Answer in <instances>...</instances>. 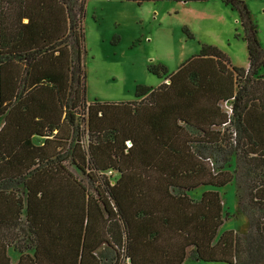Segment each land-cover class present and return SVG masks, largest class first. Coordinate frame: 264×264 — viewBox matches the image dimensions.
Listing matches in <instances>:
<instances>
[{"label":"trees","instance_id":"obj_1","mask_svg":"<svg viewBox=\"0 0 264 264\" xmlns=\"http://www.w3.org/2000/svg\"><path fill=\"white\" fill-rule=\"evenodd\" d=\"M221 2L238 13L247 68L204 46L134 101L87 103V0H0V264L264 261V48L245 1ZM239 161L253 173L244 239L220 233L213 189Z\"/></svg>","mask_w":264,"mask_h":264},{"label":"rangeland","instance_id":"obj_2","mask_svg":"<svg viewBox=\"0 0 264 264\" xmlns=\"http://www.w3.org/2000/svg\"><path fill=\"white\" fill-rule=\"evenodd\" d=\"M244 1L261 28L264 42L263 0ZM237 17L238 13L221 0H165L140 4L129 0H87L84 16L86 53L83 56L87 103L134 101L137 86L156 88L161 83H168L169 79L164 80L165 75L159 69L173 73L187 59L199 54L204 46L217 47L229 57L232 66L245 68L247 45ZM150 69L157 70L162 76ZM222 106L228 110L227 102H222ZM232 163L230 170L237 164L234 158ZM244 167L239 161L235 178L223 187L213 188L219 191L223 206L224 223L220 233L231 229L243 239L251 226L241 206L249 205L252 191L249 185L253 177V173L246 176ZM69 168L86 185L90 184L86 175L75 166L69 164ZM116 175L110 176L112 184ZM209 188L199 187L189 195L198 199ZM19 240L27 248V238L20 234ZM9 254L13 259L19 255L13 247ZM256 261L264 264L259 258ZM110 262L106 259L105 263L112 264ZM237 264L244 263L239 261Z\"/></svg>","mask_w":264,"mask_h":264},{"label":"crops","instance_id":"obj_3","mask_svg":"<svg viewBox=\"0 0 264 264\" xmlns=\"http://www.w3.org/2000/svg\"><path fill=\"white\" fill-rule=\"evenodd\" d=\"M165 1V0H164ZM222 3V2H221ZM223 4V3H222ZM226 6V5H225ZM263 6H264V0H263ZM226 7H228V6H226ZM232 10V9H231ZM264 11V10H263ZM253 14V13H252ZM253 17H254V19H255V21H256V18H255V16L253 15ZM238 18V22L240 23V21H239V17H237ZM256 23H257V21H256ZM257 25H258V23H257ZM242 30V29H241ZM260 32H261V28H259V25H258V38H259V41H260V44H261V46L264 48V42H263V40H262V37H261V34H260ZM241 36H242V33H241ZM246 42V41H245ZM246 45H247V43H246ZM247 52H248V48H247ZM248 65H249V59H248V63H247V66L245 67V68H247L248 67ZM178 69V68H177ZM176 71V70H175ZM165 80V79H164Z\"/></svg>","mask_w":264,"mask_h":264},{"label":"built area","instance_id":"obj_4","mask_svg":"<svg viewBox=\"0 0 264 264\" xmlns=\"http://www.w3.org/2000/svg\"><path fill=\"white\" fill-rule=\"evenodd\" d=\"M227 109L230 110L228 106H227Z\"/></svg>","mask_w":264,"mask_h":264}]
</instances>
